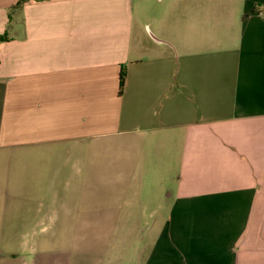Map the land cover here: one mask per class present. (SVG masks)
Masks as SVG:
<instances>
[{
  "label": "crops",
  "instance_id": "crops-1",
  "mask_svg": "<svg viewBox=\"0 0 264 264\" xmlns=\"http://www.w3.org/2000/svg\"><path fill=\"white\" fill-rule=\"evenodd\" d=\"M184 1L154 34L136 0H0V240L150 220L136 264H264V0Z\"/></svg>",
  "mask_w": 264,
  "mask_h": 264
},
{
  "label": "rangeland",
  "instance_id": "rangeland-1",
  "mask_svg": "<svg viewBox=\"0 0 264 264\" xmlns=\"http://www.w3.org/2000/svg\"><path fill=\"white\" fill-rule=\"evenodd\" d=\"M172 2L141 0L139 4L136 0V9L143 18L148 19L152 33L157 34L162 29L163 17ZM241 3L237 7L240 8ZM117 194L95 192L90 194L92 196L88 201L93 204L105 202V207L119 205L121 202ZM46 195L48 200L49 193ZM63 220L66 219L55 221L47 217L44 224L31 223L28 235L23 240H0V264H136L139 250L144 249L151 235L159 233L163 227V223L154 225L150 220L132 224H92ZM10 251L17 255H8Z\"/></svg>",
  "mask_w": 264,
  "mask_h": 264
},
{
  "label": "trees",
  "instance_id": "trees-1",
  "mask_svg": "<svg viewBox=\"0 0 264 264\" xmlns=\"http://www.w3.org/2000/svg\"><path fill=\"white\" fill-rule=\"evenodd\" d=\"M8 40V35L7 33L3 34V35H0V45L3 43V42H6ZM124 85H125V75L122 74L121 75V79H120V93H122L123 91V88H124Z\"/></svg>",
  "mask_w": 264,
  "mask_h": 264
}]
</instances>
